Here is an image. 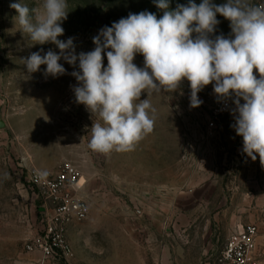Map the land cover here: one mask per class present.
Masks as SVG:
<instances>
[{
  "label": "rangeland",
  "instance_id": "1",
  "mask_svg": "<svg viewBox=\"0 0 264 264\" xmlns=\"http://www.w3.org/2000/svg\"><path fill=\"white\" fill-rule=\"evenodd\" d=\"M17 2L32 10L41 9L43 0H0V264H115L121 256L114 243L118 238L126 244L127 226L131 233L134 222L148 226L157 221L167 236L177 220L182 246L188 247L199 232L213 245L211 258L219 256L232 234L256 226V257L264 264V167L258 154L253 161L243 153V138L232 127L235 97L226 100L231 109L224 111L212 84L198 93L203 103L196 108L190 107L187 79L174 92L145 90L141 99L156 110L154 130L130 151H94L91 128L102 121L76 102L73 88L79 85L71 73L79 71V62L73 66L61 59L66 74L55 78L44 75L46 65L29 72L23 59L31 53L60 50L52 43L34 44L22 33L10 8ZM187 3L169 0L168 10ZM249 3L264 6V0ZM67 11L58 39L74 38L77 54L94 50L92 38L99 30L130 13L148 11L158 19L164 13L155 0H67ZM217 20L210 38L229 37L230 21L220 14ZM133 63L144 67L143 55L136 54ZM254 75L259 78L255 70ZM65 164L78 171V196L87 202L89 216L66 235L73 258L46 260L26 249L43 235L52 210L30 176L32 171L54 176ZM194 222L202 227L196 230Z\"/></svg>",
  "mask_w": 264,
  "mask_h": 264
},
{
  "label": "clouds",
  "instance_id": "2",
  "mask_svg": "<svg viewBox=\"0 0 264 264\" xmlns=\"http://www.w3.org/2000/svg\"><path fill=\"white\" fill-rule=\"evenodd\" d=\"M155 2L164 10L162 17L148 11L130 13L100 29L92 38L94 50L79 54L74 38L58 39L64 34L61 23L67 19V0H43L41 9L30 10L20 2L10 8L17 13L22 33L34 44L52 43L60 50L31 53L23 59L29 72L46 65L44 75L55 78L66 74L61 59L73 66L79 62V71L71 73L79 85L73 88L76 102L102 121L91 128L92 150H132L154 130L156 110L150 100L141 99L142 93L174 92L187 79L192 108L203 103L198 93L209 84L219 101L235 97L232 127L243 138V153L253 161L258 154L264 167V6L249 0H226L220 5L188 0L168 10L169 0ZM217 14L230 21L229 37L210 38L220 23ZM138 53L144 57L142 68L133 63ZM102 54L107 57L106 67Z\"/></svg>",
  "mask_w": 264,
  "mask_h": 264
},
{
  "label": "built area",
  "instance_id": "3",
  "mask_svg": "<svg viewBox=\"0 0 264 264\" xmlns=\"http://www.w3.org/2000/svg\"><path fill=\"white\" fill-rule=\"evenodd\" d=\"M222 110L231 109L229 102H222ZM31 182L52 210L44 219L43 235L27 245V251L39 252L43 258H73V252L66 241L68 229L87 220L89 206L78 196L80 176L75 167L65 164L54 176L31 172ZM259 231L256 226L243 227L228 239L224 249L205 264H263L256 257Z\"/></svg>",
  "mask_w": 264,
  "mask_h": 264
},
{
  "label": "crops",
  "instance_id": "4",
  "mask_svg": "<svg viewBox=\"0 0 264 264\" xmlns=\"http://www.w3.org/2000/svg\"><path fill=\"white\" fill-rule=\"evenodd\" d=\"M178 206L181 207L178 204L177 208ZM119 225L116 222L115 228ZM158 225L157 221L150 222L148 226L141 222H134L131 233L130 227L127 226L129 235L126 244L119 243L121 240L118 238L116 244L114 243L116 254L121 256L115 264H189L188 262L191 261H193V264H199L198 262L202 261L203 258L208 260L212 257L210 254L213 253V245L211 242L208 245L207 239L202 241L199 232H195L192 242L187 243L188 247L182 246L180 220L174 222L173 233L167 236L165 228L161 230ZM193 225L196 230L202 227L197 222H194ZM74 226L68 229L67 235L73 233ZM206 229H208V226H206Z\"/></svg>",
  "mask_w": 264,
  "mask_h": 264
}]
</instances>
